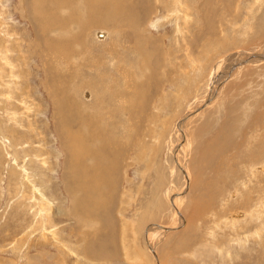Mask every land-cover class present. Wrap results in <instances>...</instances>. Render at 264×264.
Segmentation results:
<instances>
[{
  "label": "rangeland",
  "instance_id": "374dc122",
  "mask_svg": "<svg viewBox=\"0 0 264 264\" xmlns=\"http://www.w3.org/2000/svg\"><path fill=\"white\" fill-rule=\"evenodd\" d=\"M83 1L0 0V264H264V0Z\"/></svg>",
  "mask_w": 264,
  "mask_h": 264
},
{
  "label": "bare ground",
  "instance_id": "6f19581e",
  "mask_svg": "<svg viewBox=\"0 0 264 264\" xmlns=\"http://www.w3.org/2000/svg\"><path fill=\"white\" fill-rule=\"evenodd\" d=\"M55 3H57V4H60L62 7H64L65 5H66V0H53ZM77 1V0H76ZM139 1L140 0H84L83 1V3H84V5H88L87 7H89V9L88 8H85L87 11H88V15L89 16H91L92 18L93 17H96V18H99V19H102V22H104L105 24H116V25H123L124 23H121V20H120V8H121V10H127V11H131L132 12V17H133V23H134V26H135V28H137L138 29V24H139V22H138V18L141 16L142 18H143V15H142V11H141V9L140 8H138V5H139ZM161 1V0H160ZM81 2V1H80ZM146 2V1H145ZM159 2V1H158ZM157 2V3H158ZM82 3V2H81ZM147 4H148V2H146ZM76 4V3H75ZM161 4H162V2H161ZM81 5V4H80ZM71 7L73 6V5H70ZM69 6V7H70ZM78 8H79V6H78ZM55 9H57V6L55 7ZM78 10V9H77ZM69 11V10H68ZM57 12V11H56ZM70 12V11H69ZM71 12H72V10H71ZM74 12H75V10H74ZM77 12V11H76ZM51 15V14H50ZM58 15V14H57ZM52 16V15H51ZM72 16H75L74 14L72 15ZM76 17H77V15H76ZM53 18V17H52ZM56 20V19H55ZM94 23V22H93ZM126 25H128L129 27H130V29H131V33H132V27H131V24L130 23H125ZM112 28V27H111ZM127 38V37H126ZM142 41L144 42V49H146V48H151L152 46H154V45H156L157 43H156V39H153V38H151V37H149V36H143V38H142ZM146 46V47H145ZM143 48V47H142ZM120 49V48H119ZM127 49H128V47H127ZM148 49H146V50H148ZM145 50V53L147 54H149V52L148 51H146ZM129 51H131V50H129ZM128 51V52H129ZM127 52V53H128ZM132 52V51H131ZM133 53V52H132ZM120 54V53H119ZM127 55V54H126ZM128 56V55H127ZM111 57H113L112 56V54H111ZM120 57H121V55H120ZM123 57V56H122ZM115 58H118V57H115ZM137 58V57H136ZM107 59V58H106ZM105 59V60H106ZM111 60H112V58H110ZM142 59V58H141ZM114 60V59H113ZM116 60V59H115ZM121 60H123V58L121 59ZM138 60H139V58H138ZM143 60V59H142ZM110 61V60H109ZM117 61V60H116ZM125 62H126V60H124ZM141 61V60H140ZM139 61V62H140ZM145 61V62H144ZM143 62L144 63H147L146 61L147 60H144ZM103 62V61H102ZM111 62V61H110ZM124 62V63H125ZM142 62V61H141ZM239 62V61H238ZM111 63H113V62H111ZM114 63H115V61H114ZM117 63H118V61H117ZM121 63H123V61L121 62ZM120 63V64H121ZM86 64V63H85ZM120 64L118 65V66H120ZM114 64H112V66L111 67H113V69H114V66H113ZM126 65V64H125ZM139 65H140V63H139ZM138 65V66H139ZM84 66V65H83ZM102 66V65H101ZM117 65H115V67H116ZM84 68V67H83ZM87 68H89V67H87ZM94 68H96V67H94ZM101 68V67H100ZM106 68H108L107 66H106ZM117 68V67H116ZM118 68H120V67H118ZM141 68H143V67H141ZM121 69H122V67H121ZM120 69V70H121ZM123 69H125V68H123ZM94 71V70H93ZM121 71H123V70H121ZM84 72H86V71H84ZM83 72V73H84ZM90 72V71H89ZM95 72H96V70H95ZM98 72V71H97ZM99 72H101V71H99ZM106 72V71H105ZM140 72H142V70H140ZM108 72H106V74H107ZM119 73V72H118ZM94 74V73H93ZM97 74H100V73H97ZM123 74V73H122ZM84 74H82V76H83ZM114 74H112V76H113ZM119 75H121V74H119ZM119 75H118V77H119ZM123 76V75H122ZM95 77H96V75H95ZM101 77V76H100ZM105 77H107V76H105ZM113 77H116V76H113ZM127 77V76H126ZM129 77V76H128ZM128 77L126 78V79H128ZM120 78H122V77H120ZM120 78H119V80H120ZM106 79V78H105ZM104 79V80H105ZM108 79V78H107ZM110 79H112V78H110ZM116 78H114V79H112V80H115ZM118 80V79H117ZM106 81V80H105ZM122 81V80H121ZM124 81V80H123ZM126 81H128V80H126ZM108 82V81H107ZM115 83H117V82H119V81H117L116 82V80L114 81ZM125 82V81H124ZM142 83V82H141ZM140 83V84H141ZM114 84V83H113ZM119 84V83H118ZM117 84V85H118ZM139 84V83H138ZM146 84V83H145ZM107 85V84H106ZM126 85V84H125ZM133 85H134V82H133ZM129 86V85H128ZM142 86H144V85H142ZM87 88H88V86H86ZM85 87V88H86ZM105 87V86H104ZM83 88V87H82ZM118 88V87H117ZM123 88H125L124 86H123ZM127 88V87H126ZM91 89V88H90ZM119 89V88H118ZM134 89V88H133ZM90 91V93H91V91L92 90H89ZM111 91V90H110ZM116 91H117V89H116ZM124 91V90H123ZM133 92H136V90L135 91H133ZM82 93H83V91H82ZM94 93V92H93ZM100 94V93H99ZM134 94V93H133ZM137 94H138V92H137ZM137 94L135 95L136 97H137ZM144 94V93H143ZM92 95V94H91ZM98 95V94H97ZM101 95V94H100ZM118 95H119V93H118ZM93 96V95H92ZM116 96H117V94H116ZM94 98V97H93ZM97 98V97H96ZM100 99V98H99ZM132 99V98H131ZM94 100V99H93ZM98 100V98L95 100V101H97ZM94 101V102H95ZM142 102V101H141ZM90 104V103H89ZM96 104V103H95ZM99 104V103H98ZM126 104V103H125ZM124 104V105H125ZM126 106H128L129 107V105H126ZM91 107V106H90ZM93 107V106H92ZM96 107V106H95ZM95 107H93V109L95 108ZM99 107V106H98ZM124 107V106H123ZM122 107V108H123ZM121 108V107H120ZM95 110V109H94ZM97 111V110H96ZM127 111H129V110H127ZM99 112V111H98ZM97 112V113H98ZM93 113H91V115H92ZM89 116V115H88ZM96 116V115H95ZM90 117V116H89ZM83 118H81V120H82ZM86 120H83V121H85V122H87V125H85L84 123H83V125L85 126V127H87V130H89V132L87 133V135H86V137H85V142L86 143H84V144H89V142L92 140V138H93V135H91V133H90V131H93L92 129L93 128H91L92 126L90 125V122H89V120L87 119V118H85ZM95 120H99V119H96L95 118ZM90 121H92V120H90ZM94 122V121H93ZM92 122V123H93ZM98 122H100V121H98ZM100 125V124H99ZM96 126H98L97 124H96ZM96 126H95V129H97L96 128ZM93 127H94V124H93ZM91 129V130H90ZM94 129V130H95ZM102 130V129H101ZM101 130H99V128H98V130H95V131H100L99 133H96V135L97 134H99V135H97V136H101V137H105V136H102V135H100V133H101ZM112 134V133H111ZM95 135V136H96ZM109 135V134H108ZM97 138H99V137H97ZM106 138H108V137H106ZM105 138V139H106ZM96 139V138H95ZM94 139V141H97V140H95ZM101 139V138H100ZM99 140V139H98ZM101 140H103V138L101 139ZM101 140H100V143H101ZM107 140V139H106ZM118 140V139H117ZM108 142H111L110 140H108ZM114 142V141H113ZM113 142H111L110 144H112ZM95 142H91V144H94ZM99 143V144H100ZM105 144V142H102V144ZM115 143V142H114ZM90 144V146L92 147V145ZM101 144V145H102ZM103 144V145H104ZM106 144H108L107 142H106ZM106 144H105V146H106ZM83 145V144H82ZM81 145V146H82ZM100 145V146H101ZM116 145V144H115ZM84 146V145H83ZM95 146V145H94ZM100 146H96V147H100ZM104 146V147H105ZM109 146V145H108ZM107 146V147H108ZM103 147V146H102ZM84 148H85V150H84V159H86V160H88V159H90V158H97V157H99V160H105V161H107V159H108V157H104L105 155H101L100 154V156H98V152H93V151H90V149H89V146L88 145H85L84 146ZM94 148V147H93ZM92 149V148H91ZM106 149V148H105ZM103 150V149H102ZM104 152V151H103ZM103 152H99V153H102L103 154ZM82 153V152H81ZM81 156H82V154H80ZM107 156V155H106ZM83 159V158H82ZM109 159H111V158H109ZM91 160V159H90ZM97 161H99L98 159H96ZM111 161V160H110ZM118 163V162H117ZM84 164V163H83ZM92 164H94V163H92ZM115 164L113 163V165L112 166H114ZM102 166V165H101ZM92 167V166H91ZM95 167V166H94ZM100 167V166H99ZM98 167V169H100ZM115 167V166H114ZM97 168V167H96ZM95 168V169H96ZM86 169V168H85ZM103 169H105V167L103 168ZM103 169H101V170H103ZM100 170V171H101ZM118 170V169H117ZM99 171V170H98ZM98 171H97V173H98ZM99 171V172H100ZM109 171V170H108ZM91 172V171H90ZM89 172V173H90ZM105 172V171H104ZM86 173V172H85ZM88 173V172H87ZM96 173V172H95ZM107 174H109V173H107ZM113 174V173H112ZM78 175V174H77ZM92 175V174H91ZM89 176H90V174H89ZM88 176V177H89ZM103 176L104 175H102L101 177L103 178ZM101 178V179H102ZM105 178V177H104ZM103 178V179H104ZM87 180H89V178L87 179ZM106 183L108 182V181H105ZM96 183V182H95ZM90 184H91V182H90ZM112 184V183H111ZM110 184V185H111ZM114 184V183H113ZM76 185V184H75ZM74 185V186H75ZM92 185H93V182H92ZM97 185V184H96ZM106 186H107V184H106ZM105 186V187H106ZM112 186V185H111ZM116 187V186H115ZM90 188H89V186H85V188H84V192H85V194H86V192L88 193V191L87 190H89ZM91 189H92V192H94L93 190H96L97 188L96 187H91ZM98 190V189H97ZM89 194V193H88ZM97 194V193H96ZM91 197V196H90ZM90 200V199H89ZM100 202H103V201H101L100 200ZM84 203H86V202H84ZM83 203V204H84ZM81 204V203H80ZM86 206H87V204H85ZM103 205V204H102ZM105 205V204H104ZM83 206V205H82ZM85 206V207H86ZM101 208V207H100ZM87 208H85V210H86ZM87 211V210H86Z\"/></svg>",
  "mask_w": 264,
  "mask_h": 264
}]
</instances>
